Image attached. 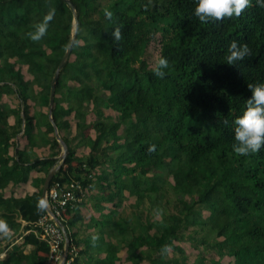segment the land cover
I'll list each match as a JSON object with an SVG mask.
<instances>
[{"label": "trees", "instance_id": "trees-1", "mask_svg": "<svg viewBox=\"0 0 264 264\" xmlns=\"http://www.w3.org/2000/svg\"><path fill=\"white\" fill-rule=\"evenodd\" d=\"M71 1L77 17L67 0H0V188L39 159L10 154L23 132L50 146L51 184L80 180L98 209L112 203L84 240L87 199L67 209L71 264H191L182 242L197 264H264V0ZM42 189L0 190V264H46Z\"/></svg>", "mask_w": 264, "mask_h": 264}, {"label": "built area", "instance_id": "built-area-1", "mask_svg": "<svg viewBox=\"0 0 264 264\" xmlns=\"http://www.w3.org/2000/svg\"><path fill=\"white\" fill-rule=\"evenodd\" d=\"M91 189L92 187L83 185L80 180H55L50 184L44 205L46 211L35 223L37 227L35 232L49 246L46 264H71L70 247L67 249L69 237L64 233L58 220L63 223L67 209L86 200ZM71 252L75 253L76 249L73 248ZM4 254L0 251V258Z\"/></svg>", "mask_w": 264, "mask_h": 264}, {"label": "crops", "instance_id": "crops-1", "mask_svg": "<svg viewBox=\"0 0 264 264\" xmlns=\"http://www.w3.org/2000/svg\"><path fill=\"white\" fill-rule=\"evenodd\" d=\"M44 110H45V108H44ZM71 118H72V116H71ZM71 118H69V120H70V123L72 124L73 121L71 120ZM46 127H48V126H43L42 129L45 130ZM50 134L52 135V133H50ZM15 141L17 144L16 145L13 144L10 147V149H9L10 154H14V151L18 150V151H21L26 157H30L31 159L35 156H37L39 158L38 160H33L31 162V164H30V167H31L30 178L27 182H23L22 184L13 188L14 181H15V179H13L7 186L0 188V190L4 193L5 197L20 198V197L25 196L26 194H32L33 192L38 191L41 185L43 187L44 183L42 184V179L44 177L46 178V176L49 172L46 174L41 169V166L43 163V159L46 158L50 153V146L49 145H42L39 147H29L28 146L29 139L26 135H24L23 132L16 138ZM97 203L98 202H96V197L92 196L90 198H87L86 204H84L81 208L84 220L82 223L83 229L81 231H79V233H80L79 236L83 240L85 239V237H87L89 239L90 234L96 233V229H97L96 221L97 220L102 221L103 216L107 215L108 211L112 207V203L110 201L104 200L102 203H100V205L103 206V208L98 209V205L96 206ZM25 223L26 222H23V224H25ZM71 230L77 231L78 228L74 227ZM27 233H29V230L20 231V235L17 236L16 242L22 243L24 241V235ZM78 247H81V245H79ZM125 254H126L125 251L120 253L121 256H125ZM103 255H104V253L100 252L99 257H103ZM117 263L118 262H116V264Z\"/></svg>", "mask_w": 264, "mask_h": 264}, {"label": "water", "instance_id": "water-1", "mask_svg": "<svg viewBox=\"0 0 264 264\" xmlns=\"http://www.w3.org/2000/svg\"><path fill=\"white\" fill-rule=\"evenodd\" d=\"M68 3L71 5V7L73 8V11H74V15L75 17H77V12H76V8L74 6V4L72 3L71 0H67ZM73 44H74V39L72 38L71 41H70V44L68 46V49L63 57V59L61 60L58 68H57V71L54 75V78H53V81H52V84H51V96H50V112L52 111V107H53V104H54V96H55V85H56V81L58 79V76H59V72H60V69L61 67L64 65V63L69 59L71 53H72V48H73ZM51 120L53 122V119L51 117ZM54 124V122H53ZM55 126V134H56V137L58 138V140L60 141V143L62 144V153L60 154L59 156V159L60 160H64L67 156V153H68V146L66 144V142L64 140H62V138L60 137L59 133H58V129H57V126L54 124ZM58 170V166H54L50 171L49 173L47 174L46 178H45V181H44V184H43V189H42V199H43V204L45 205V201H46V196H47V191L50 187V184L52 182V179L54 177V175L56 174ZM64 233L67 234V230H66V227L65 225L60 221L58 220ZM69 247V241L67 242V249Z\"/></svg>", "mask_w": 264, "mask_h": 264}, {"label": "rangeland", "instance_id": "rangeland-1", "mask_svg": "<svg viewBox=\"0 0 264 264\" xmlns=\"http://www.w3.org/2000/svg\"><path fill=\"white\" fill-rule=\"evenodd\" d=\"M160 39H161V35L158 33L156 35V38L151 42V44H150V46L148 48V53H147L146 57H147V59L149 61L150 66H154L156 61H157V59H158L159 52H160V45H161L160 44ZM21 69H22V72L24 73V75L26 76V78H30V75L27 72V66L26 65H22ZM107 112L111 113V114H115V112L112 109H107ZM90 116H91L90 119H93L95 117L93 113H91ZM71 120L73 121V118H71ZM91 132L94 133V130L92 129ZM203 214L204 215L208 214V210L206 208H204ZM181 245H182L184 251L186 252V254L189 255L190 263L191 264H197L195 262V258L197 256H200L199 252L197 250H195L190 245L189 242H182ZM214 256H215V259H219L220 258L218 255H214ZM233 259H234V257L231 254H227V255H225L224 257L221 258V261H223L224 263L227 264V263L233 261Z\"/></svg>", "mask_w": 264, "mask_h": 264}]
</instances>
